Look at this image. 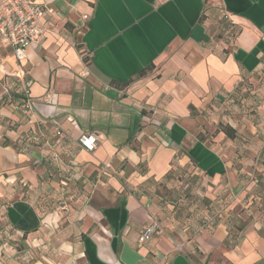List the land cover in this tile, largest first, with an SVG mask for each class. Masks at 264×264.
Returning <instances> with one entry per match:
<instances>
[{"label": "crops", "instance_id": "0c3cea01", "mask_svg": "<svg viewBox=\"0 0 264 264\" xmlns=\"http://www.w3.org/2000/svg\"><path fill=\"white\" fill-rule=\"evenodd\" d=\"M36 1L44 41L0 46L6 223L66 264H264V0Z\"/></svg>", "mask_w": 264, "mask_h": 264}, {"label": "built area", "instance_id": "2783aa9c", "mask_svg": "<svg viewBox=\"0 0 264 264\" xmlns=\"http://www.w3.org/2000/svg\"><path fill=\"white\" fill-rule=\"evenodd\" d=\"M55 15L51 7L36 0H0V46L9 47L16 60H24L26 49L30 45L44 41L46 29L50 24L47 18ZM83 19H86V16ZM30 86V81L24 83L25 110L33 108V102L29 97ZM79 143L87 151L96 148V139L92 136L80 137ZM158 229L156 221L145 225L139 234L138 243L147 242L158 232Z\"/></svg>", "mask_w": 264, "mask_h": 264}, {"label": "rangeland", "instance_id": "374dc122", "mask_svg": "<svg viewBox=\"0 0 264 264\" xmlns=\"http://www.w3.org/2000/svg\"><path fill=\"white\" fill-rule=\"evenodd\" d=\"M7 202L0 203V264H66V256L48 243L31 245L4 220Z\"/></svg>", "mask_w": 264, "mask_h": 264}, {"label": "trees", "instance_id": "16d2710c", "mask_svg": "<svg viewBox=\"0 0 264 264\" xmlns=\"http://www.w3.org/2000/svg\"><path fill=\"white\" fill-rule=\"evenodd\" d=\"M20 101H21V103H24V101H25V96H24V95L21 96ZM217 131H218V132H222V133H224V134L226 135V137L229 138V139H234V138H236V131L233 130V129H232L230 126H228L227 124L219 123V124L217 125ZM200 137H201L202 140H203L204 135H203V136H200ZM169 175H171V173H169L168 176H169ZM181 179H183V178H181ZM188 189H189V188H188L187 183H186V184H185V189H184V192H185L186 197H187V194H188V191H189ZM24 235H25V234H24Z\"/></svg>", "mask_w": 264, "mask_h": 264}]
</instances>
